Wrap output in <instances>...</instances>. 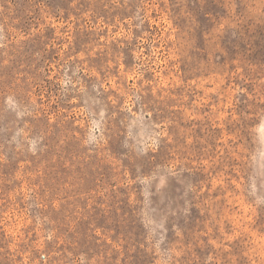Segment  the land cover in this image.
Masks as SVG:
<instances>
[{"label":"rangeland","instance_id":"1","mask_svg":"<svg viewBox=\"0 0 264 264\" xmlns=\"http://www.w3.org/2000/svg\"><path fill=\"white\" fill-rule=\"evenodd\" d=\"M0 264H264V0H0Z\"/></svg>","mask_w":264,"mask_h":264},{"label":"built area","instance_id":"2","mask_svg":"<svg viewBox=\"0 0 264 264\" xmlns=\"http://www.w3.org/2000/svg\"><path fill=\"white\" fill-rule=\"evenodd\" d=\"M42 258H44V256H42Z\"/></svg>","mask_w":264,"mask_h":264}]
</instances>
